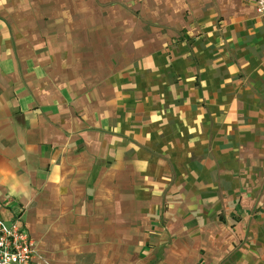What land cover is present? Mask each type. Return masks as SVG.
Returning <instances> with one entry per match:
<instances>
[{
	"label": "crops",
	"instance_id": "0c3cea01",
	"mask_svg": "<svg viewBox=\"0 0 264 264\" xmlns=\"http://www.w3.org/2000/svg\"><path fill=\"white\" fill-rule=\"evenodd\" d=\"M257 2L0 3V217L32 264H264Z\"/></svg>",
	"mask_w": 264,
	"mask_h": 264
},
{
	"label": "built area",
	"instance_id": "2783aa9c",
	"mask_svg": "<svg viewBox=\"0 0 264 264\" xmlns=\"http://www.w3.org/2000/svg\"><path fill=\"white\" fill-rule=\"evenodd\" d=\"M257 5L264 13V0ZM35 255V243L18 218L6 224L0 217V264H32Z\"/></svg>",
	"mask_w": 264,
	"mask_h": 264
},
{
	"label": "snow or ice",
	"instance_id": "6c2138e0",
	"mask_svg": "<svg viewBox=\"0 0 264 264\" xmlns=\"http://www.w3.org/2000/svg\"><path fill=\"white\" fill-rule=\"evenodd\" d=\"M0 3H3V0H0Z\"/></svg>",
	"mask_w": 264,
	"mask_h": 264
}]
</instances>
